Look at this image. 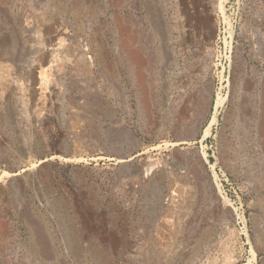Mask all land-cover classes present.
<instances>
[{
  "label": "rangeland",
  "instance_id": "1",
  "mask_svg": "<svg viewBox=\"0 0 264 264\" xmlns=\"http://www.w3.org/2000/svg\"><path fill=\"white\" fill-rule=\"evenodd\" d=\"M225 8L0 0V264H264V0Z\"/></svg>",
  "mask_w": 264,
  "mask_h": 264
},
{
  "label": "bare ground",
  "instance_id": "2",
  "mask_svg": "<svg viewBox=\"0 0 264 264\" xmlns=\"http://www.w3.org/2000/svg\"><path fill=\"white\" fill-rule=\"evenodd\" d=\"M228 0H216V5H217V7L219 8V11L222 13V15H224L225 14V11H226V8H225V4H226V2H227ZM58 35V34H57ZM57 39V38H56ZM52 41L50 40V39H48V40H46L45 42H42V44L40 43V45L38 46V51H37V57L34 59L35 61H34V64L33 65H35L36 66V68H38V69H44L45 67V65L48 63V58H49V52H48V46H51L52 45V43H51ZM54 42H55V40H54ZM56 46V45H55ZM52 50V49H51ZM58 50V49H57ZM55 51H56V49H55V47H53V53H55ZM56 54H58V53H56ZM2 61V60H1ZM1 61H0V63H1ZM5 62V61H4ZM6 63V64H5ZM4 64H0V71L2 72V74L4 75V77L7 75V78L9 77L10 78V76H11V73L9 72L10 70H9V66H8V64H7V62H5ZM33 63V62H32ZM14 66H15V64H14ZM34 66V67H35ZM51 66V65H50ZM32 67V66H31ZM11 69V68H10ZM18 70V69H17ZM45 70V69H44ZM46 71V70H45ZM0 72V73H1ZM41 72H43L44 74H46L44 71H41ZM5 73H7L6 75H5ZM30 73V72H29ZM32 73V72H31ZM1 75V74H0ZM29 75V74H28ZM13 77H15V76H13ZM42 78H43V75H42ZM48 79V78H47ZM11 80H13V79H11ZM14 81V80H13ZM15 81H16V77H15ZM35 81H36V79H35ZM43 82V81H42ZM4 83V82H3ZM16 83H18V81L17 82H15V83H9L8 82V84L6 83V84H3L2 85V83H1V85H0V90L2 91L3 89L5 90V98L7 99V97L8 96H12L13 94H14V92H15V85L14 84H16ZM47 83V82H46ZM42 84V83H41ZM44 84V83H43ZM42 84V85H43ZM46 85V84H45ZM2 86V87H1ZM218 101H217V107L219 106H223L224 105V103H225V100H226V98L224 97V98H218L217 99ZM212 123H213V121H211V123H210V125L207 127V128H205V132H204V135H203V139L209 134V132H210V127H211V125H212ZM150 171V170H149ZM152 171V170H151ZM4 175H7V176H11V174L9 173V172H4ZM13 175V174H12ZM222 199L224 200V202H226V204L228 205V206H231V204L230 203H228L229 201H228V199L225 197V196H223L222 197ZM251 253H252V256H253V258L256 256L255 255V253L256 252H254V251H251Z\"/></svg>",
  "mask_w": 264,
  "mask_h": 264
},
{
  "label": "built area",
  "instance_id": "3",
  "mask_svg": "<svg viewBox=\"0 0 264 264\" xmlns=\"http://www.w3.org/2000/svg\"><path fill=\"white\" fill-rule=\"evenodd\" d=\"M227 199L230 202L232 209L234 210L236 226L239 229L240 234L244 236L246 240H248L249 232H248V227H247L244 204L242 203L240 199H238V201L236 200L232 201L228 197Z\"/></svg>",
  "mask_w": 264,
  "mask_h": 264
}]
</instances>
